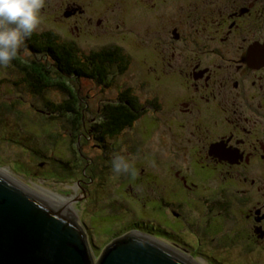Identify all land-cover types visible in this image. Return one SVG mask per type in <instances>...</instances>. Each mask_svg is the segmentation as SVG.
Returning <instances> with one entry per match:
<instances>
[{"label":"rangeland","instance_id":"rangeland-1","mask_svg":"<svg viewBox=\"0 0 264 264\" xmlns=\"http://www.w3.org/2000/svg\"><path fill=\"white\" fill-rule=\"evenodd\" d=\"M242 3L258 7L255 18H245L243 26L221 39L226 13ZM173 27L181 36L197 38L198 45L177 41ZM46 30L72 40L84 53L118 45L126 55V67L116 63L110 83L102 85L80 76L62 78L49 66L48 81L66 82L79 95L81 111L73 115L54 110L67 98L63 90L53 86L38 95L18 66L0 67V170L50 202H59L56 195L69 198L67 208L83 229L95 262L113 239L127 231L145 232L141 224L146 222L153 237L192 257L195 264H264V239L254 243L251 221L245 217L246 207L258 201L264 206V171L263 178L253 182L243 176L239 182L234 174L236 183L231 185V177L222 170L209 175L193 167L210 161L203 145L234 128L231 123L216 125L215 135L208 127L215 125V114L219 122L229 114L227 103L222 104L227 97L223 79H229V102L239 103L236 93L233 98L238 75L230 63L253 37L260 39L256 43L264 41V0H45L36 32ZM24 49L23 45L20 62L27 64ZM210 68L214 71L209 77ZM191 72L195 83L188 77ZM261 75L264 81V72ZM125 88L145 107L155 103L156 110L143 112L118 134L102 135L96 124L104 103L116 101ZM187 105L201 114L188 112ZM260 109L261 115L242 109L251 119L246 126L255 132L246 146L259 145L257 135L264 144ZM80 114L81 122L76 118ZM206 116L210 121L202 125ZM243 124H237V140ZM117 156L132 164L135 177L114 172ZM181 175L195 182L209 176L206 198L215 201L208 231L182 226L164 215L161 191L165 198L181 202L185 211L195 199L177 183ZM191 218L194 225L204 222L195 209Z\"/></svg>","mask_w":264,"mask_h":264},{"label":"water","instance_id":"water-1","mask_svg":"<svg viewBox=\"0 0 264 264\" xmlns=\"http://www.w3.org/2000/svg\"><path fill=\"white\" fill-rule=\"evenodd\" d=\"M248 53L258 54L264 63V41ZM74 217L72 209L46 201L16 177L0 172V264H195L137 230L113 239L95 262Z\"/></svg>","mask_w":264,"mask_h":264},{"label":"flooded vegetation","instance_id":"flooded-vegetation-1","mask_svg":"<svg viewBox=\"0 0 264 264\" xmlns=\"http://www.w3.org/2000/svg\"><path fill=\"white\" fill-rule=\"evenodd\" d=\"M256 10H258V7H254L253 3L237 4L236 6L229 9L225 15L224 20L221 22V24H224V27H221L223 29L221 39H227L239 28V26H243L245 18L254 19ZM173 31L175 33V36L179 37L178 39H176L177 41H194L196 42V45H198L197 38L191 35L189 37L181 36L176 27H173ZM259 40L260 39H256V37H253V40L248 44L249 46L241 49L238 56L236 58H233L232 63H230L231 68H235L238 75V78L233 81V85L235 86V89L233 90V98L235 99L234 93H236L239 103L229 102V79H223V84L220 85L222 86V89H224V91L227 93V97H223L222 104L223 102L227 103L228 106L226 109L229 114L226 115L220 122L217 120V114H215V125L208 127L210 129H214L215 135V131L217 132L216 125L225 123V125L223 126H226L228 125L227 123H231L234 128L229 129L227 132H224L220 136L217 135L214 139L209 140L207 144L203 145V147H205V158H208L210 161L204 159L205 163L202 162L199 165L193 166L194 169H199L200 171H204L209 175L222 170L224 171V174L226 176L231 177V180H229L231 185H233V183H236L233 177L234 174L239 175V182H241V176H243L244 181L252 177L251 182L255 181V178H263L262 172L264 171V161L262 160H264V144H262V141H260V136L257 135L256 141L259 142V145L257 144L246 146V144L249 142V137L254 135L255 132L252 133V129L246 126V124L250 123L251 119L250 116L246 115L242 110L250 109L252 110L251 112L261 115L260 107L264 109V95H261V88L264 84V81L262 80L263 76L261 75V73L264 72V63L261 62L258 54L248 53L249 48ZM197 63L199 62L197 61ZM198 65L200 66V64ZM213 71L214 69L209 70V77L210 74L213 73ZM198 73L199 75H201L203 73V69H200ZM188 77L192 78L193 83H195V81L197 80V78H195L194 76V73L192 72ZM244 80L247 81V84L244 82ZM205 85H209V83H206ZM214 103L215 107L217 105V102ZM240 103L242 106L240 109H238L237 106ZM229 106H231V110ZM146 108H150V106ZM186 110H189L188 112L195 110L197 113L201 114L199 108L192 109L188 106ZM212 112L213 111H210L211 114L209 115L212 116ZM235 113H240L241 116L239 118H232L231 115H234ZM209 118L210 117L206 116V119H203L205 122L202 125H206L208 121H210ZM214 122L212 121L210 123ZM240 122L244 124L240 130V140H237L234 138V132H237L239 130L237 124ZM259 131L264 135V131ZM219 149L220 151H217ZM258 160L260 162L262 161L263 164L260 165V162H255ZM177 174H179V172H177ZM193 175L195 174L192 173V176ZM180 179L181 180L177 183H179L182 189L186 191L188 197H193L195 199L191 203L190 207L185 211L181 202L165 198V192L161 191V207L164 208V215L171 221L175 220L183 222L184 225L182 226L190 225L192 227H195L196 229H200L202 232L204 230L208 231L212 222L211 217L213 216L214 212L213 201H215L214 198H206L207 194L209 193L207 192V190L210 189L207 183L209 176L202 181L199 179H195L196 182L198 181L201 184L199 189H197V183L193 181L192 178H190L189 180L186 175H181ZM82 190L84 194H86V189H84V187ZM194 190H196V195L192 194ZM252 195H250L248 199H251L253 197ZM194 209L201 212V219L204 220L202 225H194V222L196 220L191 218ZM245 210L246 219H249L251 221L252 239L255 241L254 243H260L262 239H264V206L262 205V202L258 201L256 204H252L249 207H246ZM141 225V228H143L146 233H152V229L151 231H147V228H145L147 226L146 222ZM179 245L180 244H178V246Z\"/></svg>","mask_w":264,"mask_h":264},{"label":"trees","instance_id":"trees-1","mask_svg":"<svg viewBox=\"0 0 264 264\" xmlns=\"http://www.w3.org/2000/svg\"><path fill=\"white\" fill-rule=\"evenodd\" d=\"M24 46L26 47L24 51L28 53L24 57L30 61H27V64L20 62L22 56L19 51L12 64L18 66L19 71L25 75L24 80L36 94L40 95L45 89L53 86L63 90L67 98L63 102L57 103L54 110H61L71 115L81 111L79 95L66 82L48 81L49 77L47 76L51 75L49 66H52L62 78L65 75L76 78L80 76L106 85L112 79V67L117 63L122 67L121 69H124L127 63L126 55L118 45L84 53L75 42L60 39L58 33L51 30L33 32L25 40ZM38 54L40 57H37ZM130 93V89L125 88L116 101L104 103L96 124L98 132L102 135L118 134L123 129L133 126L143 112L156 110L155 103L149 104L152 109L146 108ZM76 118L81 122L82 114Z\"/></svg>","mask_w":264,"mask_h":264},{"label":"clouds","instance_id":"clouds-1","mask_svg":"<svg viewBox=\"0 0 264 264\" xmlns=\"http://www.w3.org/2000/svg\"><path fill=\"white\" fill-rule=\"evenodd\" d=\"M45 0H0V67L8 68L33 32L40 28ZM117 174L137 175L123 156L113 160Z\"/></svg>","mask_w":264,"mask_h":264},{"label":"bare ground","instance_id":"bare-ground-1","mask_svg":"<svg viewBox=\"0 0 264 264\" xmlns=\"http://www.w3.org/2000/svg\"><path fill=\"white\" fill-rule=\"evenodd\" d=\"M0 172H3V171L0 170ZM3 173H4V172H3ZM8 174H9V173H8ZM55 195H56V194H55ZM39 196H40V195H39ZM56 197H58V201H59V202H56V201H53V200L50 202L48 199H46V198H44V197H43V198H44L46 201L50 202V203H54V204L56 203L55 205H58V206H59V205H60V206L63 205L65 208L68 207V201H67V200H69V198H67V197H65V196H60V195H56ZM58 203H59V204H58ZM64 204H65V205H64Z\"/></svg>","mask_w":264,"mask_h":264}]
</instances>
